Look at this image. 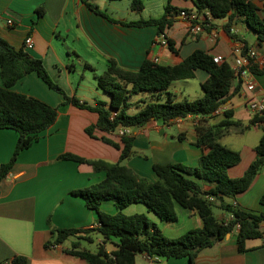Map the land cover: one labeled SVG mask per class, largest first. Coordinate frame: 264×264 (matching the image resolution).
Returning a JSON list of instances; mask_svg holds the SVG:
<instances>
[{
  "label": "crops",
  "instance_id": "0c3cea01",
  "mask_svg": "<svg viewBox=\"0 0 264 264\" xmlns=\"http://www.w3.org/2000/svg\"><path fill=\"white\" fill-rule=\"evenodd\" d=\"M116 1L123 10H117L113 3L115 1L88 0L116 21L112 23L90 11L80 0H0V37L19 50L23 48L25 38L31 36L32 48L24 50L44 63L49 76L68 96H74L88 105L100 101L106 107L109 96L98 87L97 77L107 67L108 60H114L122 69L136 71L145 59H156V64L173 66L199 49L208 55H221L230 61L235 39L243 40L248 47L260 54L264 53V45L257 44L255 34L249 30L243 18L236 17L231 23L230 34L231 31L236 32L232 34L235 36L233 39L224 31L227 18H211L201 33L193 34L187 32L189 23L174 13L167 16L172 24L164 29L165 38L173 41V48L170 49L169 46L158 43L160 35L155 26L135 27L125 23L157 19L158 16L153 15V11L148 10L147 6L155 2L156 13L161 7L163 14L164 6L168 3L178 11L185 10L196 15L198 19L195 23L205 19L206 12H196L191 0H143V11L134 14L129 9V0ZM39 8L43 10L40 16L37 14ZM110 9L111 14L108 13ZM214 33L216 37L213 36ZM74 60L80 65L84 64L85 69L91 73H82L75 88L69 79L72 66L75 65ZM69 61L72 62L70 65ZM207 78L206 71L197 69L194 78L182 80V87H177V84L173 85L175 81L172 82L169 91L174 95L175 101L199 99L203 94L200 86ZM85 79L91 80L87 82L88 87L82 86ZM254 82L257 92L264 93V73L254 74ZM11 90L37 98L52 107H58L59 110L54 124L40 133L33 144L17 156L14 165L0 182V264L16 255L26 257L27 264H88L85 260L66 253L75 242L79 243V249H84L82 242L86 240L69 237L61 245H45L53 240L50 225L56 229L84 230L98 227L96 213L85 206L83 199L72 196L70 191L94 185L104 180L105 174L103 171H94L87 164L70 160L59 161L57 156L70 153L85 160L116 163L120 158V149L106 144L102 138L120 146L119 131L105 133L96 129L94 135L89 137L85 130L96 123V113L63 104L61 95L49 89L34 72L16 82ZM253 97L255 95L241 86L221 106L220 114L207 117L187 116L169 125L150 120L143 127L130 129L134 136V154L123 160L122 164L151 181L155 180L152 171L154 164L197 167L200 157L207 152L206 148L195 144L198 139L197 130L219 123L227 110L232 111L233 120L248 124L254 114L248 109L247 101ZM137 99L139 97L135 98ZM135 112L136 109H131V113ZM261 135L262 131L258 126H251L242 133L230 130L221 137L219 143L239 152L241 157L240 163L228 169L230 178L239 179L243 176L255 159L254 147ZM16 143L15 130H0V167L9 162ZM199 187L206 189L202 184ZM262 197L264 168L257 173L244 193L224 200L242 211L264 214ZM216 206L219 209V205ZM100 209L107 214H114L116 211L112 202L101 203ZM123 212L126 216L145 214L170 240L202 227V221L195 212L179 206H175V223L161 221L143 203L129 205ZM214 217L218 221H225L229 213ZM236 233L234 229L215 246L198 252L195 264H264V233L261 239L247 240L244 252L238 250ZM82 238H90L91 241L87 242H93L95 238L97 248L99 244H103L101 235L95 231L87 236L83 235ZM105 247L107 252L114 249L111 243H106ZM135 263L147 264L144 254L137 255ZM155 264H189V261L187 258L167 260L159 257Z\"/></svg>",
  "mask_w": 264,
  "mask_h": 264
},
{
  "label": "trees",
  "instance_id": "16d2710c",
  "mask_svg": "<svg viewBox=\"0 0 264 264\" xmlns=\"http://www.w3.org/2000/svg\"><path fill=\"white\" fill-rule=\"evenodd\" d=\"M88 9L101 15L112 23L108 15L88 0H80ZM113 1V0H111ZM198 13L208 12L213 19H228L224 31L230 34V26L234 18H243L256 36L259 46L264 45V0L258 8L253 0H191ZM143 0H129V8L135 14L143 11ZM178 9L164 6V13L160 18L142 19L126 25L135 27L155 26L158 35H164V29L172 24L167 16L180 14ZM263 13V15L261 14ZM37 14H43L41 8ZM168 46L173 48V41L168 40ZM246 45V44H245ZM247 46V45H246ZM204 70L208 74L207 80L201 84L203 92L199 99L175 101L169 91L172 82L194 78L196 70ZM251 71L258 75L264 73V64L259 67L253 65ZM34 72L49 89L59 93L63 104H70L96 113L97 120L85 132L89 137L94 131L105 133L118 132L122 128H140L151 121H161L172 124L187 116H212L224 103L234 96L241 87V83L233 75V70L227 62L217 64L212 56L194 50L188 57L177 65L165 66L145 59L136 71L119 67L114 60L107 61V67L97 77L98 87L109 96V104L96 102L88 105L80 102L74 96H68L62 87L47 73L44 63L26 53L24 47L16 49L0 37V130L12 129L17 134L16 148L8 163L0 167V182L14 165L17 156L29 148L38 135L50 128L57 119L58 107H52L37 98L18 94L11 87L24 76ZM136 97L139 99L135 100ZM131 109H136L131 113ZM231 110L223 113L222 120L208 128L198 129L196 146L207 149L197 164V167L182 164H154L152 171L155 180L141 177L122 164L133 156V135L120 136V143L115 144L102 138L106 144L120 149V158L110 164L104 160H85L70 153L57 156L59 161H75L90 165L94 171H103L105 179L84 189L70 191L72 196L83 199L85 206L96 213L98 227L95 229H56L50 225L53 240L50 245H61L69 237L78 240L91 241L82 238L91 232H97L103 239L94 252L79 249V243H73L66 253L85 260L88 264H136L135 257L144 254L148 257L171 259L187 258L189 264H195L198 252L215 246L223 240L226 234L234 230L235 224L240 228L236 233V242L239 252L245 251V242L250 239H261L259 231L264 222V214H255L242 211L237 206L225 202V198L233 199L244 193L252 184L257 173L264 168V113L254 115L244 125L233 120ZM251 126H258L262 135L254 147L255 159L249 164L241 178H230L228 169L240 163L239 152L222 146L221 137L230 130L240 133ZM131 132V131H130ZM202 184L206 189H202ZM112 202L115 213L102 212L100 204ZM261 202L264 203V197ZM143 203L150 212H153L161 221L175 223L177 214L175 206L192 210L202 221V227L189 230L177 239L170 240L159 230V227L150 221L145 214L126 216L123 212L129 205ZM232 214L228 221H218L212 212L213 207ZM50 224V221H48ZM111 243L114 249L107 252L105 244ZM2 264H27L24 256L16 255Z\"/></svg>",
  "mask_w": 264,
  "mask_h": 264
},
{
  "label": "built area",
  "instance_id": "2783aa9c",
  "mask_svg": "<svg viewBox=\"0 0 264 264\" xmlns=\"http://www.w3.org/2000/svg\"><path fill=\"white\" fill-rule=\"evenodd\" d=\"M180 17L185 19L189 24L187 26L188 33H201L202 28L209 24V19H211V15L206 12L205 19H200L198 23L195 21L198 19L196 15L189 14L188 12H181ZM10 23V22H9ZM231 33L235 34L236 32L231 31ZM216 37V33L213 34ZM32 37L28 36L25 38L23 42V47L25 50H29L32 48ZM158 43L162 46H168V41L164 35H160L158 39ZM213 62L217 64H223L227 62L231 69L233 70L234 77L240 81L241 86L249 93L255 95V97L251 98L247 101L248 109L254 115H262L264 113V93H258L256 90V84L254 82V73L251 71V67L253 65H257L261 67L264 64V53H258V51L248 47L245 45L244 41L241 39H235L234 47L231 51V60L228 61L226 58L222 57L221 55L212 56ZM153 61V60H151ZM156 59L153 63H156ZM222 111L221 108H218L214 114H220ZM119 134L124 135L130 134V129L122 128L119 130ZM233 218L232 214H229V217L225 220H231ZM239 224H235L234 229L236 232L239 230ZM145 256V255H144ZM158 257H148L145 256V260L147 264H155Z\"/></svg>",
  "mask_w": 264,
  "mask_h": 264
},
{
  "label": "rangeland",
  "instance_id": "374dc122",
  "mask_svg": "<svg viewBox=\"0 0 264 264\" xmlns=\"http://www.w3.org/2000/svg\"><path fill=\"white\" fill-rule=\"evenodd\" d=\"M89 1H91V0H89ZM113 1H115V2H113V3H115V5H116V7H117V10H119V11H121V10H123L122 9V7L120 6V4H118L119 2L118 1H116V0H113ZM253 2H255L259 7L258 8H261L262 7V1L261 0H253ZM150 3V2H149ZM113 5V4H112ZM147 6H148V10H152L153 12L152 13H154L153 15H155V16H158L157 18H160L163 14H162V9H161V7H160V9L158 8V13H156L157 11V9H156V6H157V4H156V2H155V4H153V5H150V4H147ZM130 9V8H129ZM111 10L112 9H110V10H108V13H110L111 14ZM160 10V11H159ZM135 14V13H134ZM261 14L263 15V13L261 12ZM64 55L65 56H67V53H64ZM73 61V60H72ZM70 63H69V65L72 63L71 61H69ZM74 63H75V65L74 66H72L73 67V69H71V72H70V77H69V79H70V82H71V84L74 86V88L76 87V84H77V82L81 79V74L82 73H85V75H91V73L87 70V69H85V65L84 64H82V65H80V64H78V63H76L75 62V60H74ZM71 67V68H72ZM91 78V77H90ZM92 79V78H91ZM86 81H84V82H82V86L84 85V86H86V87H88L87 85H89L87 82H90L91 80L90 79H85ZM190 82H192V83H194V81H192V80H189ZM182 81H177L176 83L174 82L173 83V85L174 84H177V85H175V86H177V87H182V83H181ZM195 84V83H194ZM173 85H171V88H173ZM212 212L214 213V215H218V214H221V213H226V212H224V211H222V210H220V209H218L217 207H213L212 208ZM94 240H93V242H87V241H85V242H82V245H83V247H84V249L85 250H88V251H90V252H94L95 250H96V248H97V241L95 240V238H93Z\"/></svg>",
  "mask_w": 264,
  "mask_h": 264
},
{
  "label": "water",
  "instance_id": "95a60500",
  "mask_svg": "<svg viewBox=\"0 0 264 264\" xmlns=\"http://www.w3.org/2000/svg\"><path fill=\"white\" fill-rule=\"evenodd\" d=\"M132 129V128H131ZM259 231L264 233V222L260 225Z\"/></svg>",
  "mask_w": 264,
  "mask_h": 264
}]
</instances>
